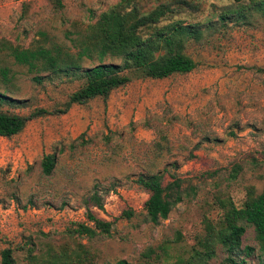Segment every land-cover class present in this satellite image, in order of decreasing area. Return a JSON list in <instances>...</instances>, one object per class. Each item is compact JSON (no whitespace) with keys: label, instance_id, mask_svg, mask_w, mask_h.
I'll use <instances>...</instances> for the list:
<instances>
[{"label":"rangeland","instance_id":"374dc122","mask_svg":"<svg viewBox=\"0 0 264 264\" xmlns=\"http://www.w3.org/2000/svg\"><path fill=\"white\" fill-rule=\"evenodd\" d=\"M57 1L0 0V65L13 72L0 93L24 100L0 111H46L0 137V250L10 248L14 264H228L220 248L207 260L189 257L203 249L207 227L219 226V199L239 207L249 190L264 185V16L247 8L243 17L220 19L250 0H130L139 12L158 4L172 9L159 24L200 25L201 35L183 46L194 68L163 78L136 73L105 99L73 102L61 112L81 80L44 71L33 82L5 46L57 44L75 52L85 29L120 0ZM47 153L55 161L43 174ZM157 171L164 181L180 179L181 200L152 224L144 217L147 193L135 178ZM87 207L110 223L109 234L73 232L86 222ZM240 239V247L255 251L238 252L236 261L257 264L252 226L245 224Z\"/></svg>","mask_w":264,"mask_h":264},{"label":"trees","instance_id":"16d2710c","mask_svg":"<svg viewBox=\"0 0 264 264\" xmlns=\"http://www.w3.org/2000/svg\"><path fill=\"white\" fill-rule=\"evenodd\" d=\"M130 0H120L110 8L102 11L96 20L89 25L80 40L75 44L76 51L70 52L62 46L53 44L36 45L34 47H19L6 45L7 56L14 64L24 66L30 79L39 83L42 76L39 72L75 76L81 80L80 85L71 92L65 102L66 108L73 102L84 103L93 97L105 99L108 93L128 82L133 74H140L149 78H163L174 73H187L194 68V61L184 53L183 46L188 39H197L201 35L198 24H182L171 21L159 24L173 11L164 4H158L146 11H137L134 6L128 7ZM235 2L239 0H233ZM123 3V5L121 4ZM55 4L60 6L59 1ZM125 6L128 9H125ZM247 8L258 11L264 16V0H250L246 7H237L227 10L220 15L234 18L243 17ZM119 57V63L102 62L106 56ZM96 59L98 63L81 67L82 58ZM13 72L6 65H0V82L7 84ZM24 100L12 98L5 93H0V105L21 106ZM46 112L44 109H35L26 116L13 112L0 111V137H10L23 128L25 122L33 116ZM55 161L53 153L44 154L40 160L43 174H49ZM237 169H232V175ZM164 181L161 172L139 174L135 182L147 193L144 200V217L152 224L159 219L166 218L171 207L181 200L180 179L170 177ZM222 210L219 226H208L206 236L208 240L201 241L203 249L193 251L189 261L194 259H210L216 248L224 253V261L228 264H241L236 261L238 252L249 256L255 251L252 246L241 245V236L245 224L252 226L254 239L257 244V264H264V185L258 193L249 190L239 207L235 206L228 197L218 200ZM92 204L99 205L96 198ZM123 216L128 217L131 212L123 211ZM86 222L78 223L73 232L87 237L96 233L109 234L110 223L96 217L88 207L85 210ZM69 262H66L68 264ZM0 264H14L11 249L4 247L0 250ZM46 264H57L48 261ZM65 264V263H63ZM114 264H128L120 259Z\"/></svg>","mask_w":264,"mask_h":264}]
</instances>
